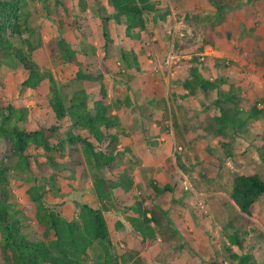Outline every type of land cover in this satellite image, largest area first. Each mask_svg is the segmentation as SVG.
<instances>
[{
    "label": "rangeland",
    "instance_id": "obj_1",
    "mask_svg": "<svg viewBox=\"0 0 264 264\" xmlns=\"http://www.w3.org/2000/svg\"><path fill=\"white\" fill-rule=\"evenodd\" d=\"M85 1L82 10L77 0H26L31 29L23 36L30 42L27 51L64 90L87 86L93 90L91 98L96 85L73 75L79 67L103 73L107 99L119 117L114 177L124 172L133 179L127 192L117 191L106 212L122 264H217L220 259L229 264L228 243L239 253H250L256 264H264V194L252 205L247 223L256 228L242 233L241 246L230 241L228 224L238 211L230 197L233 175L251 172L264 179V160L258 152L264 149V115L249 118L244 132L217 135L208 126L218 113L213 101L216 89L205 93L195 84L189 93L184 85L191 78L188 65L193 63L204 77L225 78L222 89L233 84L241 93L251 83L254 100L262 98L258 106L264 108V0H224L222 9L210 0H159L158 11L145 13V27L134 28L132 35L122 23L111 22L109 43L98 3ZM59 38L75 49L74 59L61 56ZM122 45L132 51L130 57L136 56L138 67L136 62L125 63ZM15 70L0 67V92L11 93L17 104H34L29 119L36 124L43 117L40 110L48 112L44 96L48 91L39 96L21 92L20 71L14 74ZM2 95L7 102L9 96ZM221 140H228V147ZM86 172L74 181L61 178L62 189L50 196L60 200L73 187L91 184L94 169L86 164ZM29 177L28 171L10 170L11 199L20 210L24 233L42 238L35 202L27 191ZM152 180L169 189L158 205L160 224L151 220L154 235L145 239L137 223L128 219L125 205L153 193ZM84 198L94 201L91 195ZM151 202V196L146 197L145 203ZM58 208L74 213L69 202Z\"/></svg>",
    "mask_w": 264,
    "mask_h": 264
},
{
    "label": "trees",
    "instance_id": "obj_2",
    "mask_svg": "<svg viewBox=\"0 0 264 264\" xmlns=\"http://www.w3.org/2000/svg\"><path fill=\"white\" fill-rule=\"evenodd\" d=\"M77 1L85 10L86 1ZM95 1L99 5L106 43L112 40L111 22L122 23L126 33L132 35L134 28L145 27V13L160 8L159 0H105V5L101 0ZM210 1L219 9L224 6V0ZM25 6L26 0H0V67L17 69L14 74L20 71L21 92L39 96L47 90L44 96L49 109L48 112L40 110L43 117L33 124L29 116L34 113V104H17L10 99L11 93L0 92V264H89L90 261L122 264L106 212L111 210V201L118 192H127L132 187L133 179L124 172L114 177L119 153V117L113 112L114 104L107 99L103 73L79 67L73 75L75 79L96 85V94L91 98L93 90L87 86L64 90L53 73L42 69L27 51L30 42L23 33L31 26ZM56 43L66 61L75 58V49L64 38ZM121 52L128 66L133 62L139 66L136 56L130 57L132 51L122 45ZM188 68L191 78L185 79L184 85L189 93L194 91L195 84L205 93L211 89L217 91L213 101L218 113L208 125L213 133L229 137L232 131L244 132L249 118L264 115V108L258 106L262 98L254 100L256 93L251 83L241 93L233 84L225 90L221 88L225 78L204 77L193 63ZM2 94L9 96L7 102ZM243 112H246L244 116ZM221 144L226 148L230 142L221 140ZM258 152L264 160L263 147ZM86 164L94 169L91 184L73 187L60 200L50 196L62 189L61 178L74 181L86 176ZM12 168L30 173L28 180L32 182L27 191L35 202V214L43 228L42 238H30L22 229L20 210L11 199ZM149 186L154 192H148L146 197L151 196L153 202L145 203L146 197L139 196L132 204L125 205L130 212L128 219L137 223L145 239L154 235L151 220L160 224L162 213L158 205L162 193L169 189L167 184L159 186L154 180ZM230 186V197L238 211L228 220L232 228L229 239L241 246L242 233L256 228L248 226V215L257 198L264 194V179L257 173L238 172L231 178ZM84 195H91L94 201ZM66 202L74 208L71 215L58 208ZM118 223L124 227L121 220ZM225 251L229 264H256L250 253H239L229 243L225 244ZM217 264L228 263L220 259Z\"/></svg>",
    "mask_w": 264,
    "mask_h": 264
}]
</instances>
